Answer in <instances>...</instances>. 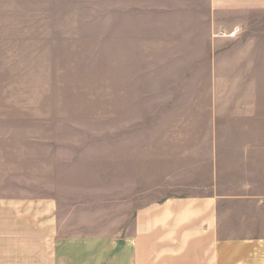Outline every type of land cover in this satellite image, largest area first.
Masks as SVG:
<instances>
[{
  "label": "crops",
  "instance_id": "1",
  "mask_svg": "<svg viewBox=\"0 0 264 264\" xmlns=\"http://www.w3.org/2000/svg\"><path fill=\"white\" fill-rule=\"evenodd\" d=\"M119 1L129 86L174 88L188 146H129L122 238L67 233L69 146H0V264H264V0Z\"/></svg>",
  "mask_w": 264,
  "mask_h": 264
},
{
  "label": "rangeland",
  "instance_id": "2",
  "mask_svg": "<svg viewBox=\"0 0 264 264\" xmlns=\"http://www.w3.org/2000/svg\"><path fill=\"white\" fill-rule=\"evenodd\" d=\"M111 2L0 0V146H69L71 236L132 235L129 146H188L174 88L129 86V7Z\"/></svg>",
  "mask_w": 264,
  "mask_h": 264
},
{
  "label": "built area",
  "instance_id": "3",
  "mask_svg": "<svg viewBox=\"0 0 264 264\" xmlns=\"http://www.w3.org/2000/svg\"><path fill=\"white\" fill-rule=\"evenodd\" d=\"M236 32H237V29L235 28V29L233 30V32L231 33V35H235Z\"/></svg>",
  "mask_w": 264,
  "mask_h": 264
}]
</instances>
